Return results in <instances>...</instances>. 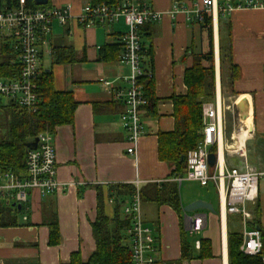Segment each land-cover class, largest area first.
Masks as SVG:
<instances>
[{
	"label": "crops",
	"instance_id": "crops-1",
	"mask_svg": "<svg viewBox=\"0 0 264 264\" xmlns=\"http://www.w3.org/2000/svg\"><path fill=\"white\" fill-rule=\"evenodd\" d=\"M142 1L160 14L159 21L145 25L141 31L142 65L153 73L154 94L159 102L156 116H147V112L143 115L145 134L136 144V153L130 157L125 152V132L118 117L124 107L112 101L109 88L103 84L107 81L112 87H124L130 69L120 64L119 58H113L111 52H105L107 60L100 59L104 48L119 44V36L127 30L123 20L104 26H85L78 22V17L90 0H48L51 7L68 6L71 18L64 25L52 23L49 48L41 49L42 70H46L43 63L49 56L47 70L52 73L54 89L70 92L77 107L72 124L57 127L52 134L59 188L45 196L32 190L27 204L15 212L8 207L16 214L17 225L0 227V264H68L72 254H78L81 262H85L95 250L91 225L96 218L98 194L103 199L104 214L110 217L114 207L108 202L111 199L108 198L109 187L138 183L148 196L154 187L176 184L170 176L172 167L158 159V135L174 129L173 104L164 99L186 93L183 76L192 65L191 54L197 55L206 48L204 29L188 19L190 11L202 8L203 0ZM246 1L214 0V3L219 8ZM253 1L262 6L234 9L223 14L220 21L222 25L229 24L231 59L239 69V77L233 82L226 73L221 75L219 14H210L215 80L214 100L206 103L213 102L220 112L219 149L213 147L210 153L218 151L217 160L225 168L242 171L246 164L260 174L255 203L259 206V222L264 230V0ZM2 44L6 43L0 39V47ZM53 47H71L76 61L51 65L47 49ZM241 102L248 116L244 120L239 107ZM7 103L8 100L2 99L0 105L3 107ZM241 124L247 128L243 130L242 141L237 133ZM240 147L244 149L245 158L235 152ZM208 185L213 187L214 194L208 191L202 197L193 189L183 192L180 186V191L177 184L179 211L167 204L141 201L143 224L156 238L155 258L160 264L180 260L182 238L190 243L195 253L199 249L196 242L208 240L211 257L181 264H228L227 234L237 230V226L242 231L241 218L227 214L224 194L218 193L213 182L204 187ZM198 200L209 204L212 211L198 210L187 215L200 214L204 218L202 229L193 233L183 208ZM0 203L7 207L3 201ZM254 204L247 206L251 214ZM53 220L57 222L59 240L49 245L48 223ZM250 224L247 228L254 229Z\"/></svg>",
	"mask_w": 264,
	"mask_h": 264
},
{
	"label": "built area",
	"instance_id": "built-area-1",
	"mask_svg": "<svg viewBox=\"0 0 264 264\" xmlns=\"http://www.w3.org/2000/svg\"><path fill=\"white\" fill-rule=\"evenodd\" d=\"M261 4L248 0L244 4L226 5L217 8L214 0H203L202 8L189 12L191 21L202 22L204 14L220 12L229 13L234 9L256 8ZM71 18L70 8L42 6L30 8L26 0H16V7L0 10V39L7 43L15 55L20 67L16 79L0 78V99H6L27 112L37 110L38 95L36 80L42 73L41 49L49 48L48 35L53 22L64 25ZM122 19L127 28L119 36L121 53L119 63L130 69L125 78L124 87H112L110 82L103 84L110 90L112 101L123 105L119 122L125 132L127 155L136 153V144L144 136L143 115L146 112L147 100L138 79L152 78V72L142 65L144 52L142 44V30L145 25L160 20V14L148 8L142 0H120L116 6L101 4H86L82 7L78 22L85 26H95L115 23ZM51 55V51L47 49ZM247 128L239 125L237 131ZM237 132V133H238ZM220 134V112L216 104L205 103L202 106V139L197 147L186 154L184 175L173 178V183L180 185L183 181L199 183L201 187L213 182L219 194H224L225 210L227 214L238 215L242 225V243L240 251L247 256H260L264 264V254H261L262 243L258 229L247 228L252 222V214L248 204H254L258 196L259 173L244 165L242 171L238 168H225L219 160L213 168L207 163L211 148L218 150ZM249 134V132H248ZM35 150H28L26 154V177L17 178L11 172L0 171V201H3L13 212L27 204L32 190L41 196L53 194L59 188L56 180L55 149L52 134L41 133L37 136ZM240 158H245L243 147L235 150ZM217 154H214L218 156ZM134 193L122 204V214L128 218L129 226L123 231L130 251V264H160L155 258L156 238L152 230L143 224L140 187L138 183L132 185ZM113 204V199L108 201ZM24 219H26L24 217ZM204 225L202 218H196L191 223V231L198 233ZM199 248V242H196Z\"/></svg>",
	"mask_w": 264,
	"mask_h": 264
},
{
	"label": "trees",
	"instance_id": "trees-1",
	"mask_svg": "<svg viewBox=\"0 0 264 264\" xmlns=\"http://www.w3.org/2000/svg\"><path fill=\"white\" fill-rule=\"evenodd\" d=\"M27 6L37 9L33 0H26ZM120 0H90V4L104 3L116 6ZM264 5V4H263ZM49 6V2L46 7ZM16 7V0H0V10ZM219 28V61L221 75L227 74L233 82L239 77V69L231 59V32L228 23L222 25V13H218ZM206 35V48L197 55L192 53V65L184 71L183 82L186 93L181 96L172 95L169 100L173 104L174 129L168 133L158 135V159L172 167L170 176L177 177L185 174V159L188 151L197 147L202 139V106L214 100V52H213V21L209 14H204L199 23ZM143 44V43H142ZM51 50V65L70 64L75 62V55L71 47H53ZM111 52L118 60L121 52L119 44L108 46L102 50V60H107L105 52ZM20 67L9 50V45L0 47V78L16 79ZM150 71V70H149ZM144 97L146 98L147 116H156L159 99L154 94L152 78L140 77ZM38 95L37 110L34 113L20 109L16 104L8 101L3 107L0 105V171L11 172L17 178L26 177V143L32 142L41 133H54L57 127L71 125L77 103L70 92L56 91L50 70H42L36 80ZM0 99V104H1ZM135 191L134 186L118 185L108 189V198H113V213L108 217L104 214L103 199L97 198L96 218L91 225L95 250L87 261L81 262L78 254H72L68 264H130L129 246L123 231L129 226L128 218L122 215V204ZM141 201L144 199L157 205L167 204L180 210L177 184H162L154 187L150 195L140 189ZM251 228L258 229L262 243L261 254H264V230L260 226V209L255 203L252 207ZM16 214L0 203V227L16 226ZM49 245L58 243L59 233L56 220L48 223ZM242 231L230 230L227 234L228 264H261L260 256H247L240 251ZM211 257L208 240L199 241V249L194 252L190 243L182 238L180 241V260L172 264H181L191 259H208Z\"/></svg>",
	"mask_w": 264,
	"mask_h": 264
},
{
	"label": "water",
	"instance_id": "water-1",
	"mask_svg": "<svg viewBox=\"0 0 264 264\" xmlns=\"http://www.w3.org/2000/svg\"><path fill=\"white\" fill-rule=\"evenodd\" d=\"M33 2H34V4L37 7L41 8L42 6H46L47 5L48 0H33ZM239 107H240V112L243 113L242 119L244 120L245 118L248 117L247 114H246L244 103L241 102L239 104ZM37 142H38V139L35 138L32 142L26 143L25 144L26 149L27 150H32V149L35 150L36 149L35 147L37 146ZM217 159H218V156L214 155L213 153H209L208 157H207L208 166L210 168H213L214 165L216 164ZM198 210H202V211L203 210H209V211H212V208H211V206L209 204H207V203H205L203 201H200V200L194 201V202L190 203L189 205H187L186 207L183 208V211H184V213L186 215L185 217L187 219H189V221L191 223H193L196 218H201V215L200 214H193L192 216H187V215L192 214V213H194L195 211H198ZM202 219L204 220V218H202Z\"/></svg>",
	"mask_w": 264,
	"mask_h": 264
},
{
	"label": "rangeland",
	"instance_id": "rangeland-1",
	"mask_svg": "<svg viewBox=\"0 0 264 264\" xmlns=\"http://www.w3.org/2000/svg\"><path fill=\"white\" fill-rule=\"evenodd\" d=\"M50 60H49V56L45 57V60H44V68L47 70L49 67H50ZM237 127V126H236ZM239 127V126H238ZM238 129V128H237ZM188 185H192L191 187H189V189H187L186 187ZM180 186L183 188V192L185 191H193V190H196L198 195H201L202 197H204V195H206V193L209 191H211L213 194H214V190H213V187L211 185H208L207 187H200L199 186V183H196V182H188L187 181H183L180 185H179V190H180ZM193 189V190H192ZM181 191V190H180ZM122 212V211H121ZM17 218H20V216H18ZM236 229H238V226L236 227ZM127 243V242H126Z\"/></svg>",
	"mask_w": 264,
	"mask_h": 264
},
{
	"label": "bare ground",
	"instance_id": "bare-ground-1",
	"mask_svg": "<svg viewBox=\"0 0 264 264\" xmlns=\"http://www.w3.org/2000/svg\"><path fill=\"white\" fill-rule=\"evenodd\" d=\"M243 130H244V129H241V131L238 132V133H239V137H240V141H242V139H243L242 137L245 136L244 134H242V133H243ZM240 134H241V135H240ZM246 135H247V134H246ZM240 148H241V147H240ZM240 148H238L237 150H239ZM220 161H221V159H220ZM221 163H222V162H221Z\"/></svg>",
	"mask_w": 264,
	"mask_h": 264
}]
</instances>
